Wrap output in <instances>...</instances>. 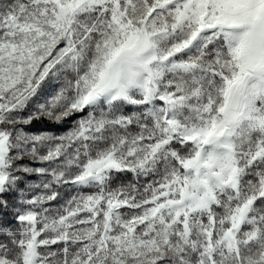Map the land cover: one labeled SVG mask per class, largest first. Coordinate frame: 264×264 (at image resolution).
Wrapping results in <instances>:
<instances>
[{
	"label": "snow or ice",
	"instance_id": "1",
	"mask_svg": "<svg viewBox=\"0 0 264 264\" xmlns=\"http://www.w3.org/2000/svg\"><path fill=\"white\" fill-rule=\"evenodd\" d=\"M0 264H264V0H0Z\"/></svg>",
	"mask_w": 264,
	"mask_h": 264
},
{
	"label": "rangeland",
	"instance_id": "2",
	"mask_svg": "<svg viewBox=\"0 0 264 264\" xmlns=\"http://www.w3.org/2000/svg\"><path fill=\"white\" fill-rule=\"evenodd\" d=\"M40 127H43V126H40ZM33 179H35V177H33Z\"/></svg>",
	"mask_w": 264,
	"mask_h": 264
}]
</instances>
